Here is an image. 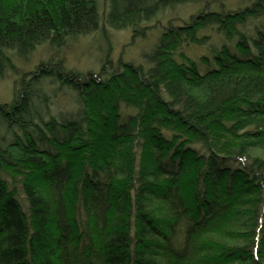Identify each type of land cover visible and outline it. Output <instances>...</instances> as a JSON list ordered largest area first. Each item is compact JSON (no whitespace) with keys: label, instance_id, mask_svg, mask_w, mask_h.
Here are the masks:
<instances>
[{"label":"trees","instance_id":"trees-1","mask_svg":"<svg viewBox=\"0 0 264 264\" xmlns=\"http://www.w3.org/2000/svg\"><path fill=\"white\" fill-rule=\"evenodd\" d=\"M203 1L163 27L146 65L113 60L105 25L138 36ZM98 6L0 0V78L39 45L100 25L108 38L96 72L44 61L0 103V264H264V0ZM58 90L71 98L54 112Z\"/></svg>","mask_w":264,"mask_h":264},{"label":"rangeland","instance_id":"rangeland-1","mask_svg":"<svg viewBox=\"0 0 264 264\" xmlns=\"http://www.w3.org/2000/svg\"><path fill=\"white\" fill-rule=\"evenodd\" d=\"M100 10H106L108 0H97ZM252 0H222V6L226 10H237L248 5ZM203 2L185 3L174 8L159 12L153 19L145 24H140L144 28L141 35H134L132 28L114 29L105 25L104 30L108 34L111 43V56L113 60L121 58L126 62L146 65L144 55L149 52L157 43L163 27L169 22L180 25L187 21L193 14L206 8ZM208 8L219 10L217 4L208 5ZM100 12V11H99ZM101 13V12H100ZM259 23L256 19H253ZM249 29L253 28V23L248 24ZM103 26L89 34L69 40L65 46L56 47L42 44L37 46L25 59L12 57V62L17 68V73L8 70L4 77L0 78V103L9 102L15 97V82L19 80L21 73L31 72L35 67L44 61L63 59L64 65L71 70L79 72H96L99 69L100 60L107 49L108 38L102 31ZM214 38V37H213ZM216 38V37H215ZM186 53L192 58L205 54L206 47L193 46L186 48ZM216 61L209 65L202 64L200 71L215 67ZM69 92L58 90L53 99L52 109L54 112L66 109L70 103ZM69 100V101H68ZM1 132V129H0Z\"/></svg>","mask_w":264,"mask_h":264}]
</instances>
